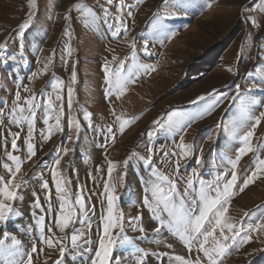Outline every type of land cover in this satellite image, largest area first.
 Returning a JSON list of instances; mask_svg holds the SVG:
<instances>
[{
  "label": "rangeland",
  "instance_id": "rangeland-1",
  "mask_svg": "<svg viewBox=\"0 0 264 264\" xmlns=\"http://www.w3.org/2000/svg\"><path fill=\"white\" fill-rule=\"evenodd\" d=\"M77 4L86 7L77 9ZM176 4L177 0H36L30 9L29 0H0V44H6L0 50V179L12 182L11 173L3 167L6 163L15 167L9 154L23 161L15 181L21 183L17 194L22 199L13 202L16 214L0 222V239L5 231L10 233L21 241L25 254L35 244L34 264H56L57 260L90 264L103 236L109 196L114 197L113 215L122 214L124 229L123 233L113 229V238L127 235L134 244L130 248L118 245L112 264H137L140 253L136 248L148 252L144 264H182L177 256L193 261L199 257L207 264L197 245L189 252L168 230L167 211L154 214L144 202L147 195L156 206L145 182L154 179V173L167 175L179 195L188 190L195 198L199 180L207 183L217 175L222 182L230 180L229 159L243 146L233 132V122L246 128L251 122L242 124V113L259 116L264 112V0H191L183 9ZM103 9L108 15L100 19L105 16ZM89 12L96 20L86 24V19L92 21ZM157 14L174 35L165 38L158 34L153 23ZM25 21L29 27L22 30ZM121 63L123 72L119 71ZM134 63L152 67H140L121 95L114 87L117 74L127 76ZM106 64L113 86L104 70ZM237 84L244 104L231 99ZM17 91L20 106L27 108L24 101L31 97L40 105L34 118L24 113L33 121L36 155L30 160L28 121L14 124L10 115ZM201 96L205 99L198 100ZM49 97L56 111L48 109ZM173 112L196 118L183 130L179 126L170 130L167 118ZM85 113L91 115L86 118ZM57 115L60 127H53L46 138L48 125L43 121L50 116L49 124L55 125ZM123 120L129 123L121 131ZM17 132V149L13 150L11 141ZM261 143L264 120L253 138L254 147ZM182 144L191 146V151L185 154ZM63 149L69 150L66 155ZM256 155L241 158L236 168L237 188L227 212L241 235L250 234L252 240L241 246L238 237L219 264H264V230L249 232L264 218V175L238 190L254 169ZM258 155L264 159V151ZM147 158H151L150 165ZM109 162L115 165L111 181ZM54 170L64 181L65 213H76L64 232L57 225L62 201L56 192ZM190 180L195 193L188 189ZM45 181L49 189L43 188ZM106 185L109 191H105ZM161 186L167 187L163 182ZM37 196L40 207L35 206ZM78 197L85 202L83 209L76 203ZM41 216L45 217L43 225L37 223ZM138 216L142 219L133 223L132 218ZM41 227L46 237L64 246L63 257L59 244L50 248L41 241ZM224 234L231 235L227 229ZM216 236L220 237L219 230ZM6 243L11 244V239ZM87 248L91 252H84Z\"/></svg>",
  "mask_w": 264,
  "mask_h": 264
},
{
  "label": "snow or ice",
  "instance_id": "snow-or-ice-1",
  "mask_svg": "<svg viewBox=\"0 0 264 264\" xmlns=\"http://www.w3.org/2000/svg\"><path fill=\"white\" fill-rule=\"evenodd\" d=\"M111 3V0H108ZM168 0H165L167 3ZM191 3V0H177L176 6L179 8H186ZM36 6V0H29V8H34ZM77 9L86 7L83 4L75 5ZM123 6H121L122 10ZM245 11H248L247 6H245ZM105 16L100 19H104L108 15L107 9H103ZM130 14V13H129ZM88 15L92 16V21L88 19L85 20L86 24H90L95 22L96 17L89 12ZM171 15V14H169ZM29 18H31V11L29 12ZM252 20V23L259 27L256 23L255 18H249ZM154 25L158 28V34L168 38L169 35H174V33H169L167 26L162 23L161 17L157 14L156 20H154ZM21 29H27L29 27V21H25L22 24ZM126 31V29H125ZM6 49V44H0V50ZM147 50V45H145V51ZM133 59L135 60V52L133 53ZM140 67L151 68L152 66H141L138 64H133L132 68L128 70V75H119L117 74V79L114 83V87L121 95L126 91L127 85L129 83L134 82L132 80V76L136 71L139 70ZM105 72L109 73V85L113 86V81L111 79V72L108 65H105ZM124 65L123 63L119 66V71L123 72ZM231 71V69H229ZM75 76H73V80ZM236 95L232 96L231 99L235 102L237 100L240 101L241 104L246 103L244 98L240 93V86L237 84L236 86ZM29 91L28 89H25ZM223 98H227L224 96ZM57 100L60 99L59 96L56 97ZM205 97L201 96L198 100H204ZM21 95L19 91L15 93V103L11 109L10 115L12 117V123L14 124H22L25 120L28 121L29 124V132H28V144H27V159H31L36 155L35 145L32 143V132H33V121L29 119V116L35 117L36 109L40 107L39 104L35 103V97L28 98L24 101V103L28 106L27 108L20 106ZM197 101H193L196 103ZM71 105V89H69V106ZM215 105L209 106L214 107ZM48 109L52 111H56L52 106L51 97L48 98ZM29 113V116H25V112ZM90 113H85L86 118L89 117ZM243 120L242 124H247L251 122L250 125L246 128H240L235 121L233 122V132L239 136L242 141L243 146L238 149V154L234 159H229V163L231 164V178L230 180L222 182V177L217 175L215 180L210 182H205L204 180H199V191L196 193L195 198H191V193L186 190L184 195H179L178 189L174 181H172L167 175L159 174L156 175L154 173V179H150L145 183L150 185L151 196L155 200L156 206L153 207L152 201L149 200V197L145 195L144 202L149 206L151 211L155 214L158 210L167 211L168 216L170 217L167 227L169 231H172L175 235H177L188 247L189 252L192 251L193 245H197V251L203 254V257L207 258V264H219L220 258L224 257L229 249L237 244V238L239 237V244L242 246L245 243H250L252 237L250 234L241 235V231L237 228L236 224L231 221V218L227 215L228 205L232 196L234 195V189L237 188L238 176L236 172V168L239 165V162L243 156L248 153H257L253 164L254 169L251 171L250 175H248L244 180L242 185L238 188L239 191H243L250 184L255 183L257 179H260L262 175H264V159L259 158L258 153L260 151H264V143H261L257 146H253V138L255 136V129L260 125L261 121L264 120V112H260L259 116H255L252 114H248L246 112L242 113ZM49 116L47 119H44L43 123L48 125V137L51 136L52 129L55 127L57 130L60 127V117L57 115L55 125L49 124ZM196 117H185V114L179 112H173L168 116V125L169 129H173L176 126H179L182 130L185 127L186 123H190L191 120ZM121 118L118 116L117 120ZM129 123L128 120H123L121 123V131L124 126ZM240 129V131H238ZM242 132V134H241ZM13 139L11 141V147L13 150L17 149V138L19 137V133L13 134ZM68 139H71L70 137ZM185 154L191 151V146L183 145ZM68 149H63L64 154L66 155ZM167 155V154H166ZM8 159L15 163V167H10L7 163L3 165L5 169L11 173L12 182H4L0 179V222H6L9 220L11 215L16 214V210L14 209L13 202L18 199H22V197L18 196L17 189L21 187V183H16V176L21 172V165L23 161L19 156L16 155H8ZM146 163L149 165L152 163L151 158L146 159ZM57 167L60 164V158L58 157L55 161ZM109 181H111V173L112 169L115 167L112 162H109ZM179 166V162H177V169ZM226 175V174H225ZM53 179L55 181V188L59 196V199L62 201L60 206V214L57 219V225L61 232H64L65 229L72 223V216L76 215L74 211L69 210L65 213V205L67 201L65 200L66 189L63 186L64 181H62L61 173L59 171L52 172ZM166 183L167 187H162L161 183ZM222 182V187H221ZM215 185V187H214ZM44 189H49L48 182L45 181L43 183ZM188 189H191L193 193L196 192L193 187V182L190 180L188 182ZM149 189L146 188V191ZM105 191H109V185H106ZM215 192V195L211 193ZM185 197H189V202H185ZM50 198V191H49ZM113 196L108 197V209H107V217L104 218L103 223V236L99 240V248L94 253V258L91 259L90 264H112L113 260V251L119 245L120 247L130 248L133 247V240L127 235L118 236L116 239L113 238L112 230L119 228L120 233H123V224H122V214L121 215H113ZM76 203L81 206L83 209L85 207V202L82 197H78L76 199ZM177 203L179 207L177 208ZM163 206L162 209L160 206ZM36 207H40L39 197H36ZM94 209V206H93ZM142 216L133 217L132 222L141 220ZM45 220L44 216H41L37 221L38 224L43 225ZM161 226H164V221H160ZM225 229H227L231 235H225ZM51 228H49V231ZM219 230L220 237L217 238L216 232ZM264 230V218H262L261 223L257 224L255 228L249 230L257 231ZM142 231V229H141ZM157 233L160 232V228L155 230ZM11 239V244L6 243ZM41 241L46 244L48 247H54L59 244V252L60 256L63 257L65 255V248L59 241H54L51 237H46L44 235V229L41 227ZM72 241L75 244L76 236H72ZM230 241V243H229ZM86 243H91L90 241ZM211 246H208V245ZM21 241L17 239L15 236H10V233L4 232L3 238L0 239V257H4V264H34L33 253H38V248L35 244L32 245L30 252L23 253L21 251ZM42 251V249H40ZM136 252L140 253V256L137 260V264H144V257L148 255V252L143 251L142 249L136 248ZM84 252H91L90 248L84 249ZM83 255V252L81 253ZM166 255V254H165ZM176 260L181 261L182 264H205L204 260L201 258H197L195 261L186 260L182 256L175 257ZM56 264H62L61 260H57Z\"/></svg>",
  "mask_w": 264,
  "mask_h": 264
}]
</instances>
